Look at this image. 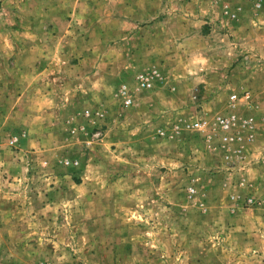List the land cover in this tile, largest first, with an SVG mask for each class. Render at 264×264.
<instances>
[{
	"label": "rangeland",
	"instance_id": "1",
	"mask_svg": "<svg viewBox=\"0 0 264 264\" xmlns=\"http://www.w3.org/2000/svg\"><path fill=\"white\" fill-rule=\"evenodd\" d=\"M228 1L0 0V264H264V0ZM162 7L180 17L139 65L135 32ZM149 70L207 81L133 133L118 89ZM114 99L120 123L93 110ZM231 114L252 128L217 132Z\"/></svg>",
	"mask_w": 264,
	"mask_h": 264
},
{
	"label": "crops",
	"instance_id": "2",
	"mask_svg": "<svg viewBox=\"0 0 264 264\" xmlns=\"http://www.w3.org/2000/svg\"><path fill=\"white\" fill-rule=\"evenodd\" d=\"M213 6L210 10L212 11H223V6L229 2L228 0H212ZM233 1V0H231ZM215 4V5H214ZM185 10L187 11L186 17L185 15L181 14L180 12H175V10H169L167 8H160L158 10L156 9H150L149 10V19L146 22V25H143L137 29L135 32L136 36L138 37V48L139 50L137 51L138 56L135 58L136 63H139V65H144L146 62H149V54L148 53V46H145V43L147 42H154L155 39H158L164 35L165 28L168 27V23H170L173 20H176L178 17L187 19L188 14H191L190 12L188 13V4ZM183 8L181 9V11ZM205 11V10H204ZM209 13V11H208ZM163 15V16H161ZM190 17V16H189ZM187 20H191L188 18ZM187 33V32H186ZM192 38V34L188 33L184 36V41H190ZM147 48V53L145 52L144 49ZM147 54V55H146ZM102 76V74H99ZM174 76V75H173ZM170 74L168 75L167 73H162L160 74L159 78L155 82V89L146 95H142L140 97L137 96L136 104L128 109L127 111L121 110V104L119 99H114L110 103L107 102H101V101H95L93 103V110H98L100 114L103 116V119H105L108 115L112 120V117L116 120L115 122L120 123L123 121L124 114L131 113L132 116L136 117V120L138 122L137 128L133 131V133H137V131H141L143 128V124L148 121H155V120H165L168 119L167 116H169L170 113H173L170 111V107L168 104L171 102H175V98H178V93L186 90V89H192L193 87L195 88L196 83L199 82H206L207 79L201 76H198L196 78L190 79V81H187L186 79L189 78L186 76L185 79L179 80L178 77H174ZM176 79V80H175ZM169 87V92H167V88ZM170 87L175 88L174 91H170ZM166 91V93H165ZM190 91V90H189ZM167 96H164V95ZM169 94V95H168ZM174 99V100H173ZM104 100V99H103ZM195 103L193 101V97L190 96V98H186V104H192ZM182 108V105H178ZM126 111V112H125ZM162 113V114H161ZM110 120V121H111ZM123 125H120L118 129H115L116 132H114V135L117 137L120 136L122 137V134H125L127 131L125 130L126 128H122ZM169 129V128H168ZM113 130V129H112ZM111 131V130H110ZM114 131V130H113ZM176 138V137H175ZM113 144H116V140L112 142ZM137 150H140L139 148ZM148 151V157L146 158V170L147 173L152 171H157L156 166L154 163H152V158L154 156V150L150 148ZM137 153H140V151H137ZM165 158V156H164ZM171 157L168 156L166 158V162L170 161ZM165 172V171H163ZM263 184V181H262Z\"/></svg>",
	"mask_w": 264,
	"mask_h": 264
},
{
	"label": "built area",
	"instance_id": "3",
	"mask_svg": "<svg viewBox=\"0 0 264 264\" xmlns=\"http://www.w3.org/2000/svg\"><path fill=\"white\" fill-rule=\"evenodd\" d=\"M159 73L157 72V70H149V71H144V72H140L139 74L136 75L135 77V88H129L127 85H122L119 87L118 89V96L122 97V104L124 108H128V107H132L136 104V97L134 94H136L137 92H141V91H151L154 88V83L155 80H157L159 78ZM250 96L249 95H244L243 97H241V95H237V94H233L230 97V101H232L231 103H239L242 102V100H249ZM92 114L90 111H86L84 113V116L86 117H90ZM102 115H99V117H101ZM200 126H203V124H201L199 122ZM240 125L241 128L243 129H251L253 126V120L252 119H248V120H244L241 121L237 115L235 114H231L228 117H216L215 121H214V126H215V130L217 132L221 131V132H229L230 130L238 127ZM80 130H84V128H81ZM78 132V128H76L75 130H73V133H77ZM181 132V127L177 124V125H173L172 127H170L167 130H158V136L160 138H169L170 136L174 135L176 137V135H179ZM19 141V138H14L12 140V144H17ZM226 142L228 145H233L234 143H238L239 139L232 135L230 136V138L226 139ZM226 144V150H227V154L226 157L227 160L232 159V155L231 152L232 148L231 146H228ZM79 164V162L77 160H65V165H72V166H77ZM242 183V182H241ZM195 190L192 189V192H194ZM251 201V200H250Z\"/></svg>",
	"mask_w": 264,
	"mask_h": 264
}]
</instances>
